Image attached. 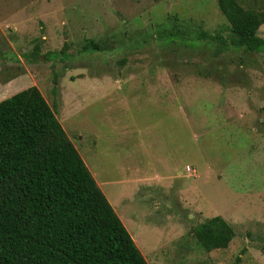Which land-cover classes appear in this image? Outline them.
<instances>
[{
  "label": "rangeland",
  "instance_id": "374dc122",
  "mask_svg": "<svg viewBox=\"0 0 264 264\" xmlns=\"http://www.w3.org/2000/svg\"><path fill=\"white\" fill-rule=\"evenodd\" d=\"M14 14L4 94L39 87L149 264H264V50L232 42L218 0H0V27ZM215 215L235 236L207 251Z\"/></svg>",
  "mask_w": 264,
  "mask_h": 264
},
{
  "label": "trees",
  "instance_id": "16d2710c",
  "mask_svg": "<svg viewBox=\"0 0 264 264\" xmlns=\"http://www.w3.org/2000/svg\"><path fill=\"white\" fill-rule=\"evenodd\" d=\"M218 5L232 42L263 51L264 10ZM90 48L101 50L93 39ZM195 235L211 251L227 248L235 232L215 215ZM0 264H149L36 85L0 101Z\"/></svg>",
  "mask_w": 264,
  "mask_h": 264
},
{
  "label": "crops",
  "instance_id": "0c3cea01",
  "mask_svg": "<svg viewBox=\"0 0 264 264\" xmlns=\"http://www.w3.org/2000/svg\"><path fill=\"white\" fill-rule=\"evenodd\" d=\"M15 10V9H14ZM17 11H20L19 9H16V12ZM14 16V18L13 17H11V18H9L8 19V21L6 22V25H8V26H6L8 29H5V28H3V27H0V31L2 30V31H4L5 32V30H9L10 31V33H12V35H13V37H18V38H21V36L23 35V32L25 31V26H24V21H23V19H17V15H13ZM1 26V25H0ZM25 33V32H24ZM22 39V38H21ZM1 78V77H0ZM8 79V78H7ZM7 79H5L6 81H1L0 80V101L2 100V99H4L6 96H11V93L12 92H10L8 95H6V94H4V91L6 90H4V87L6 86V85H9L12 81H13V79L11 78V79H9V80H7ZM18 88V87H17ZM16 88V89H17ZM11 91H12V89H10ZM94 176V175H93ZM98 183V182H97ZM99 185V184H98ZM100 186V185H99ZM101 188V187H100ZM111 203V202H110ZM114 204H119V202H118V200H116V199H114L113 198V205ZM112 205V206H113ZM137 244V243H136Z\"/></svg>",
  "mask_w": 264,
  "mask_h": 264
},
{
  "label": "built area",
  "instance_id": "2783aa9c",
  "mask_svg": "<svg viewBox=\"0 0 264 264\" xmlns=\"http://www.w3.org/2000/svg\"><path fill=\"white\" fill-rule=\"evenodd\" d=\"M187 170H188V171H191V170L194 171V169L191 168L190 166H187Z\"/></svg>",
  "mask_w": 264,
  "mask_h": 264
}]
</instances>
